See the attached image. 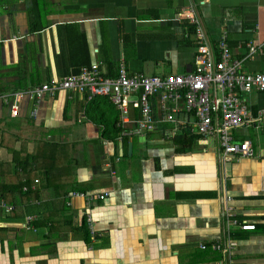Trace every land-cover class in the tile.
<instances>
[{
    "label": "crops",
    "instance_id": "obj_1",
    "mask_svg": "<svg viewBox=\"0 0 264 264\" xmlns=\"http://www.w3.org/2000/svg\"><path fill=\"white\" fill-rule=\"evenodd\" d=\"M37 1L0 0V94L93 63L110 75L121 61L130 73H190L189 16L213 57L225 34L243 71L264 73V0ZM248 43L258 51L252 59ZM245 99L256 117L264 93ZM150 102V131L137 110L71 91L25 98L15 118L0 106V201L13 208H0V264H264V117L233 132L250 141L253 157L226 162L211 138L177 152L174 137L195 135L183 101L165 106L176 126L161 120L158 99ZM72 193L108 195L88 202ZM226 209L255 224L228 229L237 244L230 254L210 248L227 240ZM27 217L35 231L22 227Z\"/></svg>",
    "mask_w": 264,
    "mask_h": 264
},
{
    "label": "built area",
    "instance_id": "obj_2",
    "mask_svg": "<svg viewBox=\"0 0 264 264\" xmlns=\"http://www.w3.org/2000/svg\"><path fill=\"white\" fill-rule=\"evenodd\" d=\"M186 25L192 27L196 41L194 70L190 73L169 75L130 73L121 61L114 68L113 74L109 75L100 63H93L59 81L52 80L27 91L0 94V106H7L10 117L15 118L19 115V104L25 98L37 101L47 93L53 95L58 91H71L78 93L85 102L103 97L120 112H125L127 108L137 110L141 116L140 126L150 131L156 123L150 100L158 99V104L165 111L161 120L175 126L181 125L175 119L176 111L165 109V106L167 103L183 101L184 109L191 117L189 124L195 135L202 139H214L226 162L253 157L254 151L250 141L235 139L233 132L241 128L255 127L254 123L260 117H264V108L258 110L257 116L253 117L245 99L246 95L252 93H264V73L243 71L242 61L231 58L225 34L216 45L218 55L213 57L199 20L189 16ZM245 47L246 58L252 59L258 53L252 43L246 44ZM35 115L36 109L32 112V116ZM185 124L186 122H183V125ZM107 195L72 193V197L85 198L88 202L94 199L104 200ZM0 208L7 213L13 209L3 201H0ZM224 216L227 240L225 238L222 243H214L210 248L230 254L237 244L229 239L228 229L235 226L242 231H253L255 224L237 219L231 209H226ZM31 221L32 217H27L22 227L35 231L30 226ZM86 224L90 234L94 235L89 213H86ZM200 248L204 250L207 247L201 245Z\"/></svg>",
    "mask_w": 264,
    "mask_h": 264
},
{
    "label": "trees",
    "instance_id": "obj_3",
    "mask_svg": "<svg viewBox=\"0 0 264 264\" xmlns=\"http://www.w3.org/2000/svg\"><path fill=\"white\" fill-rule=\"evenodd\" d=\"M34 2H38V1L34 0ZM35 5H36V3H35ZM39 28H40V26H36V27H33L32 29L34 31H36V29H39ZM185 131H188V132H185ZM185 131H184V133L181 136L174 137L173 140H172L173 144H175L178 147L176 149V151L179 152V153L187 151L189 149V147L191 145L193 146V144L199 138L201 139V137L199 135H194L189 130H185ZM118 132H119V130H118ZM24 186H25L24 184L20 183V185L18 187L21 189L22 187L24 188ZM85 227H87V224H85Z\"/></svg>",
    "mask_w": 264,
    "mask_h": 264
},
{
    "label": "rangeland",
    "instance_id": "obj_4",
    "mask_svg": "<svg viewBox=\"0 0 264 264\" xmlns=\"http://www.w3.org/2000/svg\"><path fill=\"white\" fill-rule=\"evenodd\" d=\"M0 127H1V123H0Z\"/></svg>",
    "mask_w": 264,
    "mask_h": 264
}]
</instances>
